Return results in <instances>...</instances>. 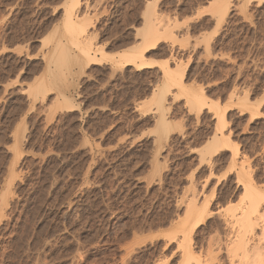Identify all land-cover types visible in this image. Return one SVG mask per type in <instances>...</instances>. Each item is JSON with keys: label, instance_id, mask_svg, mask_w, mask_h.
<instances>
[{"label": "rangeland", "instance_id": "rangeland-1", "mask_svg": "<svg viewBox=\"0 0 264 264\" xmlns=\"http://www.w3.org/2000/svg\"><path fill=\"white\" fill-rule=\"evenodd\" d=\"M248 184L264 217V0H0V264H179L185 201L199 255Z\"/></svg>", "mask_w": 264, "mask_h": 264}, {"label": "bare ground", "instance_id": "bare-ground-1", "mask_svg": "<svg viewBox=\"0 0 264 264\" xmlns=\"http://www.w3.org/2000/svg\"><path fill=\"white\" fill-rule=\"evenodd\" d=\"M75 3V2H74ZM150 3V2H149ZM148 3V4H149ZM147 4V3H146ZM75 5V4H73ZM153 5V3H152ZM85 7V6H84ZM150 8V6H148ZM75 8H76V5H75ZM153 8V7H152ZM83 10V8H82ZM153 10V9H151ZM148 8H147V13L149 11L148 14H150V11ZM223 10V9H222ZM67 11V10H66ZM146 13V14H147ZM153 13V12H152ZM66 14V13H65ZM154 14V13H153ZM152 14V15H153ZM77 15V14H76ZM145 15V12L143 14V16ZM154 16V15H153ZM78 17V16H77ZM148 19H146L145 22V25H144V30H143V34H142V42H148L149 40L151 39H155L156 36H158L159 34V31L163 28V25L161 23H157L156 21H154L152 18L148 17V15L146 16ZM67 21L65 23V29L67 30V34H69L71 36V39H73V41H70L71 43V46H72V42L74 43H77L76 41H79L81 38L80 35V28L77 27L78 25V20L76 19L75 17V14H73L71 11L67 13V18H66ZM79 19V17H78ZM155 19V18H154ZM158 20V19H157ZM168 21V20H167ZM170 21V20H169ZM90 21H88L89 23ZM156 22V23H154ZM168 26V25H167ZM165 27V26H164ZM83 32V31H82ZM142 32V31H141ZM82 35V34H81ZM87 36V35H86ZM89 36V35H88ZM140 36V34H139ZM138 37V36H137ZM141 37V36H140ZM88 39V37H86ZM84 38L86 40V42L84 43H88L87 39ZM83 39V40H84ZM94 39V38H93ZM66 41V40H65ZM93 41V40H92ZM81 42V40L79 41ZM83 42V41H82ZM95 42V41H93ZM83 44V43H82ZM74 45V44H73ZM89 45V47L91 46V43L90 44H87ZM60 46V45H58ZM75 46H77L75 44ZM84 46V45H83ZM86 46V45H85ZM65 47V46H64ZM62 48V47H61ZM67 48V47H66ZM88 48V47H87ZM92 48V46L90 47ZM60 49V47H59ZM65 49V48H64ZM68 49V48H67ZM139 49V48H138ZM66 50V49H65ZM88 50V49H87ZM90 50V49H89ZM99 50V49H98ZM134 50V48H133ZM61 51H63L61 49ZM58 53L59 55L61 54H64V53ZM69 51V50H68ZM84 53L88 54V51H85L83 50ZM137 51V50H136ZM65 52V51H64ZM135 52V51H134ZM69 53V52H67ZM64 54L65 56L68 55V54ZM55 54V53H54ZM81 54V53H80ZM96 54V53H95ZM103 54H105L103 52ZM87 56H90L87 55ZM53 57V56H52ZM58 59V56H56ZM64 57V56H62ZM92 57V55H91ZM124 57V56H122ZM129 57V56H127ZM65 58V57H64ZM63 58V59H64ZM67 58V57H66ZM65 58V60H66ZM79 58V57H78ZM132 58H137V59H140L141 61H143V53H141L140 55H133ZM131 56L127 59H125L124 61H126L125 63L126 64H136V59H132ZM50 59V58H49ZM62 60V59H61ZM77 60V59H76ZM80 60V59H79ZM93 62L96 61L95 57L92 58ZM59 62V59L57 60ZM62 62V61H61ZM61 62L59 64H61ZM69 62V61H68ZM77 62V61H76ZM90 62V61H89ZM98 62V61H97ZM54 63V62H53ZM79 63V62H78ZM96 63V62H95ZM124 63V64H125ZM144 64V62H142ZM58 64V65H59ZM145 64H149L147 62H145ZM54 65V64H52ZM57 66V65H56ZM144 65H142L143 67ZM145 66H151V65H145ZM166 65L164 64L162 67H165ZM64 67V65H63ZM62 67V68H63ZM167 68L164 69L163 68V71H164V77H166V85L165 88L163 89V94H161V98L157 99L156 100V104H157V110H160L162 108H164V100H165V97H166V94L168 92H170L171 88L174 86L175 88L179 87L181 89H183L184 87H182V84H183V78H184V73H180L179 76H176V77H173L172 74H173V70H169V67L166 66ZM57 68V67H56ZM55 68V69H56ZM60 67V70L62 69ZM140 68V67H139ZM162 69V68H161ZM59 70V71H60ZM57 71H58V68H57ZM62 71V70H61ZM172 72V74H171ZM175 72V71H174ZM59 73V72H58ZM62 73V72H61ZM178 75V74H177ZM60 79V78H59ZM69 83V82H68ZM51 86V85H50ZM68 86V85H67ZM177 86V87H176ZM45 89V88H44ZM180 89V90H181ZM46 90V89H45ZM184 92H185V89H183ZM162 91V90H161ZM183 92V93H184ZM96 93V92H95ZM170 94V93H169ZM188 94V92H187ZM187 94H184L186 95L185 97H189V95H193V94H189L187 96ZM202 94L201 97L199 95V97H194V96H190L188 98V102H189V106L191 105L192 107H194V109H196L195 107L199 108V109H202L205 105L203 101V94L204 93H200ZM61 95V94H60ZM183 95V94H182ZM247 96V95H246ZM193 97V98H192ZM166 101V100H165ZM67 102V101H66ZM72 102V101H71ZM244 104V106H248V97H246V99H244V102H242ZM67 106L69 107L70 104H68V102L66 103ZM72 104V103H71ZM187 104V103H186ZM215 105V106H214ZM74 106V105H73ZM212 106H214V108L217 109L218 107V104H213ZM67 107V108H68ZM190 107V108H192ZM66 108V107H65ZM70 108H72V106H70ZM205 108V107H204ZM198 110V109H196ZM193 111V110H192ZM220 109L218 107L217 109V112L218 114L220 113L219 112ZM224 112V111H223ZM197 113V112H196ZM51 114V113H50ZM53 114V113H52ZM164 114V113H163ZM225 114L222 113V115L220 116L219 118V123L222 124V122L225 120ZM165 116V115H163ZM163 119V118H162ZM164 120V119H163ZM162 121V120H161ZM165 121H163L164 123ZM225 122V121H224ZM162 124V123H161ZM161 124H158V125H161ZM167 124V123H165ZM169 125V124H168ZM168 125L166 127H164V125L162 127L164 128H167L168 130ZM223 125V124H222ZM159 127V126H158ZM161 127V128H162ZM220 128H222V126H219ZM218 127V128H219ZM160 128V129H161ZM163 130V129H162ZM165 130V129H164ZM166 130V131H167ZM220 130V129H219ZM222 131V130H221ZM217 132V131H216ZM219 132V131H218ZM220 133V132H219ZM223 134V133H222ZM225 137V136H224ZM213 138H214V142H219V139L217 140L215 138V136L213 135ZM211 137V139H213ZM219 138V137H218ZM221 138V137H220ZM227 138V137H226ZM225 138V139H226ZM223 139V138H222ZM222 139H220L222 141ZM220 141V142H221ZM227 144H224L223 145V141L221 142L222 144L220 145V147L218 148H221L222 146H228V138L226 140ZM219 144V143H218ZM211 146V145H210ZM208 146V147H210ZM214 146V145H212ZM219 146V145H218ZM225 146V147H226ZM207 147V146H206ZM216 147V146H214ZM205 148V147H204ZM202 148V149H204ZM213 148V147H212ZM218 148H216L215 150H217ZM224 148V147H223ZM202 149L200 151H202ZM209 149V148H207ZM222 149V148H221ZM210 150V149H209ZM219 150V149H218ZM206 151V150H205ZM212 150H210V153L212 154ZM234 151V150H233ZM215 152V151H214ZM201 153V152H200ZM205 153H208V150L205 152ZM235 153V151L233 152ZM210 155V154H209ZM199 156V155H198ZM206 157V155H204ZM201 156L200 157H204ZM204 159V158H203ZM242 166V165H241ZM249 166V165H248ZM244 167V165H243ZM242 168V167H241ZM240 168V169H241ZM250 168V166H249ZM244 172V171H243ZM242 172V173H243ZM247 172V171H246ZM240 174V173H239ZM244 174V173H243ZM238 175V174H237ZM248 179V177H247ZM251 180V179H250ZM251 182V181H250ZM253 182V180H252ZM248 183V182H247ZM250 184V183H249ZM248 184V186H245L244 188V193L242 195V199H240L242 202V207H239L237 208L238 206L235 207V210L233 211V206L230 208H226L228 209L227 211L223 212L224 210H226L225 208L224 209H221L223 210V214H222V222H223V227L226 231V239H225V242L222 243L221 241H218V242H214V241H211L212 239L214 240V238H212L211 236V239L209 240L210 243L207 244V246L204 248L203 246V250L200 251V254L199 255H196L195 254V251L193 250V245L191 242H193L192 240V233L194 231V229L200 224V222H202L203 220L206 219V215H208L207 213L209 212L207 210V203L208 202H205V200H203L204 202L200 201L204 204H200V202H198L196 195H195V192H194V197H190L186 200L187 197H189V195L185 198V204H186V211L184 213V217L183 219H180V222L182 224V228L179 232V234L176 236V249L178 250V253L180 255V261H179V264H264V217L263 215L261 214V200L262 198L259 197V195L255 194L252 190V187H250V185ZM254 187V186H253ZM191 192V191H190ZM193 194V193H191ZM262 195V194H261ZM191 196V195H190ZM199 196V195H197ZM4 198V197H3ZM3 200V199H2ZM210 201V200H209ZM263 201V200H262ZM181 203H183V206L185 205L183 201H181ZM179 203V204H181ZM207 205H206V204ZM210 203V202H209ZM237 203V204H239ZM232 204V203H231ZM230 206V205H229ZM209 207V206H208ZM237 208V209H236ZM229 210H231L229 212ZM208 211V212H207ZM233 211V212H232ZM228 212V213H226ZM218 213H220L219 215H221V212L220 210H218ZM208 217V216H207ZM182 220V222H181ZM221 222V221H220ZM178 223V224H179ZM203 224V223H202ZM216 226V225H215ZM257 227H260V233L257 234L256 233V229ZM177 228V227H176ZM179 228V227H178ZM222 228V227H221ZM177 230V229H176ZM210 230V229H209ZM179 231V230H177ZM133 232V231H132ZM207 232V231H206ZM201 233V232H200ZM205 233V232H204ZM215 234V233H213ZM216 237V236H215ZM219 237V236H218ZM136 239V238H135ZM134 240V239H133ZM137 240V239H136ZM217 240V239H216ZM141 241V240H140ZM136 242V241H135ZM138 243H140L138 241ZM169 243V241H168ZM130 244V243H129ZM145 244V243H144ZM99 245V244H98ZM134 245V244H133ZM142 245V244H141ZM140 245V246H141ZM138 246V245H137ZM92 247V246H91ZM195 247V246H194ZM133 248V247H132ZM176 250V251H177ZM133 252V251H132ZM126 253V252H125ZM173 253V251H172ZM171 253V254H172ZM175 253V252H174ZM126 256V254H124ZM128 255V254H127ZM172 256V255H171ZM175 256V255H174ZM125 258V257H124ZM161 258V257H160ZM162 259V260H161ZM159 261H157L156 263L154 264H168L166 261V259L164 258H161ZM121 260V259H120ZM165 260V261H164ZM151 261V260H150ZM123 262V261H122ZM126 262V261H125ZM178 264V263H177Z\"/></svg>", "mask_w": 264, "mask_h": 264}]
</instances>
